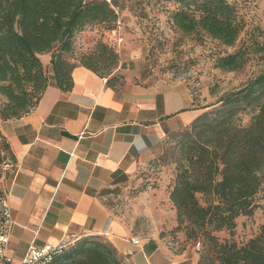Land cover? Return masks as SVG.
<instances>
[{
    "label": "trees",
    "instance_id": "1",
    "mask_svg": "<svg viewBox=\"0 0 264 264\" xmlns=\"http://www.w3.org/2000/svg\"><path fill=\"white\" fill-rule=\"evenodd\" d=\"M118 6V0H0V120L29 113L50 85L71 90L78 65L102 77L103 70L111 75L118 55L113 49L106 55L104 43L80 64L66 54L73 50L75 35L87 26L114 30ZM172 21L186 35L204 34L231 47L242 30L230 0H179ZM44 53L51 55L49 68L41 60ZM245 62L239 50L219 57L217 66L234 71ZM217 104L197 116L178 139L170 198L179 226L187 222L188 237L204 241L197 264H264V230L244 246L220 241L214 234L232 230L240 216L254 214L257 196L264 192V73ZM243 112L252 114L247 125L239 121ZM0 139L16 162L1 129ZM7 195L0 192V204ZM124 258L110 242L95 237L79 240L51 264H127Z\"/></svg>",
    "mask_w": 264,
    "mask_h": 264
},
{
    "label": "crops",
    "instance_id": "2",
    "mask_svg": "<svg viewBox=\"0 0 264 264\" xmlns=\"http://www.w3.org/2000/svg\"><path fill=\"white\" fill-rule=\"evenodd\" d=\"M50 60L49 53L46 68ZM72 78L71 90L50 85L29 113L0 120L16 158L7 185L14 221L10 254L20 260L32 245L101 237L129 264H187L184 253L136 233L101 192L153 153L166 126L195 119L190 98L174 86L116 90L82 65Z\"/></svg>",
    "mask_w": 264,
    "mask_h": 264
},
{
    "label": "rangeland",
    "instance_id": "3",
    "mask_svg": "<svg viewBox=\"0 0 264 264\" xmlns=\"http://www.w3.org/2000/svg\"><path fill=\"white\" fill-rule=\"evenodd\" d=\"M230 2L236 6L242 25L232 47L204 34L186 35L180 31L172 21L179 0H118L116 28L110 31L105 25L87 26L75 35L73 50L66 57L80 64L83 58L100 51L98 46L104 43L106 49L101 50L106 55L111 49L118 55V66L111 75L101 71L105 78L112 79L110 83L116 90L133 86L163 90L178 87L190 98L189 109L196 110L199 116L264 73V0ZM239 50L246 57L240 69L227 71L217 66L219 57ZM48 55L42 54L44 64ZM238 117L247 125L252 114L243 112ZM191 123L166 126L153 153L122 172L111 187L101 192V197L136 233L159 239L170 249L184 253L189 260L187 264H197L204 251V241L188 237L187 222L179 226L177 209L170 198L176 183L177 142ZM12 157L0 139V192L3 194L15 168ZM256 200L258 207L254 214L240 216L232 230L214 233L220 241L230 240L244 246L263 232L264 192ZM198 242L200 249H197ZM124 261L129 264L127 259Z\"/></svg>",
    "mask_w": 264,
    "mask_h": 264
},
{
    "label": "built area",
    "instance_id": "4",
    "mask_svg": "<svg viewBox=\"0 0 264 264\" xmlns=\"http://www.w3.org/2000/svg\"><path fill=\"white\" fill-rule=\"evenodd\" d=\"M13 223L12 210L7 196L0 204V264H51L74 242L73 240H62L57 244L32 245L22 259L15 260L9 252ZM131 241L135 245H140V241L135 237L131 238ZM200 246L201 243L198 242L197 249H200Z\"/></svg>",
    "mask_w": 264,
    "mask_h": 264
}]
</instances>
